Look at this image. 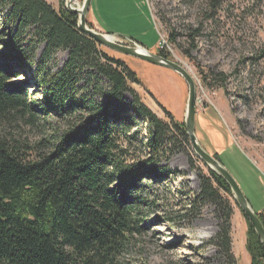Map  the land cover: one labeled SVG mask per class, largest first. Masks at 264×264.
Wrapping results in <instances>:
<instances>
[{
  "label": "trees",
  "instance_id": "obj_1",
  "mask_svg": "<svg viewBox=\"0 0 264 264\" xmlns=\"http://www.w3.org/2000/svg\"><path fill=\"white\" fill-rule=\"evenodd\" d=\"M78 24L77 14L62 6L56 10L45 0H0V39L7 38L0 53V120L33 126L37 115L74 118L48 152H37L21 138L0 132V264H117L137 225L139 199L132 196L138 183L144 176L167 183L174 173L166 171L161 159L167 152L174 154L168 149L181 143L190 149L193 169L194 160L201 161L185 122H178L161 103L168 120L159 118L130 86L141 83L137 74L84 35ZM88 26L93 29L90 22ZM39 45L46 48L38 58ZM59 51L68 52L64 68L42 76L45 62ZM157 54L170 60L164 48ZM35 61L39 66L32 73ZM21 77L39 82L42 99L33 101L23 86L12 85ZM80 82L98 99L79 95L67 101V91ZM141 125L148 132L150 157L128 164L131 157L124 144L134 141ZM213 157L225 166L223 154ZM199 178L201 193L194 202L218 204L221 192L232 193L211 169ZM224 204L216 241L232 258V205L228 200ZM256 214L264 226V211ZM244 216L251 264H264L262 244Z\"/></svg>",
  "mask_w": 264,
  "mask_h": 264
},
{
  "label": "rangeland",
  "instance_id": "obj_2",
  "mask_svg": "<svg viewBox=\"0 0 264 264\" xmlns=\"http://www.w3.org/2000/svg\"><path fill=\"white\" fill-rule=\"evenodd\" d=\"M79 1L83 4V0ZM139 1L93 0L91 10L98 22L92 24L90 14L87 23L105 35L108 33L104 29H116L120 36L126 37L145 35L144 42L154 53L147 51L158 55V50L164 48L171 61L189 71L196 83L197 138L206 133L209 126L217 124L221 128L226 144L229 141L233 144L232 148L219 153L223 154L225 168L252 210L255 213L264 211V0H144L143 5H139ZM147 5L153 20L145 17ZM122 9L133 14L139 10L143 13L142 16H117ZM131 17L134 21L126 22L125 19ZM107 18L115 20L105 25L103 22H107L104 21ZM157 30L160 39L156 37L155 40ZM113 36L132 46L129 39ZM172 37L174 42L171 43ZM5 39L6 36L0 39V53ZM157 40L154 51L149 46ZM45 48V45L38 46V58ZM101 48L137 74L141 83L130 82V86L159 118L168 120L159 106L161 103L178 122H185L189 91L177 73ZM67 61L68 52H56L45 62V72L41 75L48 71L54 75ZM38 66L39 62L35 61L31 72H36ZM206 77L210 79L205 83ZM84 84L80 82L73 90L70 88L67 101L79 95L98 99L91 87L83 90ZM12 85L23 86L33 101L42 99L39 82L31 78L26 82L13 81ZM125 98L131 101L129 95ZM45 118L37 115L33 126L23 120L13 123L0 120V132L21 138L37 152H48L74 118ZM141 127L134 141L124 144L130 152L128 164L143 163L150 157L146 145L148 132L143 125ZM199 143L212 157L216 153L211 154L214 149L222 146L220 140L209 136ZM170 150L174 154L169 156L171 152H167L161 159L166 171L174 173L170 180L156 183L144 176L137 185L132 196V199H139L137 225L124 243L117 264H251L246 250L247 221L233 193L221 192L222 201L218 204L194 202L201 193L200 173L208 175L210 168L202 160H194L193 169L189 161L190 149L184 143ZM153 163H148V167ZM223 200L232 205V258L216 241L225 218Z\"/></svg>",
  "mask_w": 264,
  "mask_h": 264
},
{
  "label": "water",
  "instance_id": "obj_3",
  "mask_svg": "<svg viewBox=\"0 0 264 264\" xmlns=\"http://www.w3.org/2000/svg\"><path fill=\"white\" fill-rule=\"evenodd\" d=\"M78 2V0H67L62 1V7L70 11L74 14H77L79 17V24L78 27L80 31L95 41L98 45L105 47L111 51L119 53L124 56L136 58L147 62L149 64L166 68L168 70L177 73L187 84L188 86V101H187V109L185 115V125L187 130V135L189 137L190 143L192 145V149L194 153L214 172L220 175L229 185L237 204L239 205L242 212L246 215L249 222L254 228V231L258 235V238L262 244L264 250V226L259 219L258 215L252 210L250 207L246 197L244 196L243 192L241 191L239 185L235 181V179L231 176V174L227 171V169L221 165L214 157H212L209 153H207L196 136L195 132V125H196V83L194 78L191 76L189 71L178 64L177 62H173L171 60L165 59L159 55L152 54L151 52L147 51L141 45L137 44L133 40L125 38L128 40V43L132 46L128 45L125 42H121L117 40L113 35L110 34H103L97 30L91 29L87 23V16L91 9V5L93 0H83V4L81 8L73 7V4ZM115 39H111V38ZM110 38V39H109ZM143 50L144 53L139 52Z\"/></svg>",
  "mask_w": 264,
  "mask_h": 264
},
{
  "label": "crops",
  "instance_id": "obj_4",
  "mask_svg": "<svg viewBox=\"0 0 264 264\" xmlns=\"http://www.w3.org/2000/svg\"><path fill=\"white\" fill-rule=\"evenodd\" d=\"M46 2H48L50 5H52L56 10H59V8L62 6L61 4V2H60V0H45ZM142 2H144V0H140L139 1V5H143V3ZM149 8V7H148ZM149 11L148 10H145V12H144V14H145V17H146V19L147 18H149V19H152L153 20V18L150 16V14L148 13ZM142 11L141 10H139L138 12H136V13H130V12H126L124 9H122V10H120V12L118 13V15L117 16H120V15H138V14H141V16H142ZM90 14H91V16H92V18L90 19V20H92V24H94V23H96V22H98V20H97V17H96V15H95V13L90 9V13L88 14L89 16H90ZM113 17H115V16H113ZM115 19L114 18H110V19H105L104 21H107V22H103L105 25H107V23H108V21H114ZM121 20H123L122 18H121ZM125 20H127L126 22H133L134 21V18L133 17H131V18H126ZM124 21V20H123ZM155 24V23H154ZM105 31H106V33H108V34H110V35H118V36H120L119 34H118V32L119 31H117L116 29H114L113 31H109V30H107V29H104ZM130 32H133V30L132 29H128ZM157 32H158V30H157ZM134 37H132V36H128V37H126V36H120V37H122V38H128V39H133L137 44H139V45H141L143 48H145V49H147V50H149V51H151V52H153L151 49H149L147 46H146V43L144 42V39L146 38V36L145 35H140V34H136V35H133ZM156 37H157V33L155 32V36H154V38L153 39H155L156 40ZM157 44H158V40H157V42H152L151 43V45L149 46V47H153V49H154V51L157 49ZM154 53V52H153ZM211 117V116H210ZM212 118V117H211ZM196 119H197V115H196ZM219 123V122H218ZM205 125H206V127H207V122H205L204 123ZM217 126V127H216ZM196 130H197V126H196V128H195ZM221 128L217 125V124H214L213 126H209V128H207V131H206V133H202L200 136H199V142H201V140L204 138V137H207V136H209L210 137V139H217V140H220L222 143H221V145L222 146H220L218 149H214V151L211 153V154H213L214 152H216V153H222L226 148H228V147H232L233 146V144L229 141V142H227V144H226V139H225V136L223 135V133H222V130H220ZM196 133H198V132H196ZM199 135V134H198ZM227 138V137H226ZM202 146V145H201ZM236 151V150H235ZM225 167V166H224Z\"/></svg>",
  "mask_w": 264,
  "mask_h": 264
},
{
  "label": "built area",
  "instance_id": "obj_5",
  "mask_svg": "<svg viewBox=\"0 0 264 264\" xmlns=\"http://www.w3.org/2000/svg\"><path fill=\"white\" fill-rule=\"evenodd\" d=\"M69 2V0H67V3ZM81 2L78 0V2H76L75 4H73V7H75V8H79V7H81ZM126 43V42H125Z\"/></svg>",
  "mask_w": 264,
  "mask_h": 264
},
{
  "label": "bare ground",
  "instance_id": "obj_6",
  "mask_svg": "<svg viewBox=\"0 0 264 264\" xmlns=\"http://www.w3.org/2000/svg\"><path fill=\"white\" fill-rule=\"evenodd\" d=\"M79 8H81V7H79ZM109 39H110V38H109ZM111 39H115V38L113 37V38H111ZM139 52H142V53H144V51H143V50H140ZM20 80H21V81H25V82H26V81H27V78H26V77H21V78H20Z\"/></svg>",
  "mask_w": 264,
  "mask_h": 264
}]
</instances>
